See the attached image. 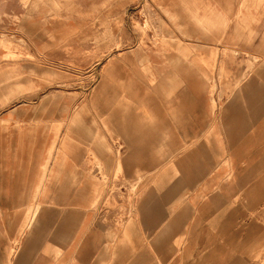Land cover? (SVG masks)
I'll return each instance as SVG.
<instances>
[{"label":"crops","instance_id":"0c3cea01","mask_svg":"<svg viewBox=\"0 0 264 264\" xmlns=\"http://www.w3.org/2000/svg\"><path fill=\"white\" fill-rule=\"evenodd\" d=\"M200 1L216 32L225 17L234 33L240 15L256 16L252 0L243 9L240 0ZM200 55L217 67L216 89L210 77L185 76V205H83L81 194L99 178L87 151L109 171L115 162L95 146L94 118L85 139L67 98L0 108V264H255L264 256V40L201 43ZM243 60L254 70L239 82L234 67ZM102 144L112 145L109 137Z\"/></svg>","mask_w":264,"mask_h":264},{"label":"rangeland","instance_id":"374dc122","mask_svg":"<svg viewBox=\"0 0 264 264\" xmlns=\"http://www.w3.org/2000/svg\"><path fill=\"white\" fill-rule=\"evenodd\" d=\"M252 2L256 16L240 15L232 33L226 17L216 32V17L200 15V0H0V108L67 98L85 139L94 118L95 146L115 162L109 171L87 151L99 178L81 194L83 205H185L184 79L210 77L214 93L217 67L201 60L200 44L264 40V0ZM234 70L244 82L254 64L245 60ZM120 113L127 124L122 136ZM107 137L112 145L100 146ZM125 159L132 177L124 176ZM255 264H264V256Z\"/></svg>","mask_w":264,"mask_h":264},{"label":"bare ground","instance_id":"6f19581e","mask_svg":"<svg viewBox=\"0 0 264 264\" xmlns=\"http://www.w3.org/2000/svg\"><path fill=\"white\" fill-rule=\"evenodd\" d=\"M1 55V54H0Z\"/></svg>","mask_w":264,"mask_h":264}]
</instances>
